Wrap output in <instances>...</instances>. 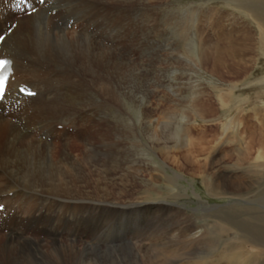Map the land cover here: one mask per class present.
<instances>
[{
    "label": "rangeland",
    "instance_id": "obj_1",
    "mask_svg": "<svg viewBox=\"0 0 264 264\" xmlns=\"http://www.w3.org/2000/svg\"><path fill=\"white\" fill-rule=\"evenodd\" d=\"M139 2L131 9L112 5V20L130 21L131 31L126 30L132 40L130 53L134 64L143 61L147 68L142 76L145 82L138 86L124 82L121 88L128 99L123 96L112 111L102 107L93 122V129L98 124L100 132L112 127L115 178L109 191L114 206L112 215H103L102 232H112V261L117 264L127 261L126 257L145 264L135 255L139 250L158 256L149 241L154 237L180 254L187 249L203 251L192 261L207 264L220 255L230 233H235L238 242L241 232L228 220L216 221L219 227H214L215 222L203 219L205 212L221 219L231 213L254 214L256 218L247 224L264 225L260 217L264 215V55L252 12L253 7L262 9L264 0ZM12 18L8 23L15 21ZM142 24L144 32L140 31ZM200 47L208 53L216 49L219 63L215 69L210 65L213 60L202 64ZM141 101L146 103L144 107ZM160 133L166 134L164 141H160ZM180 135L190 144L181 142ZM69 143L73 153L83 149L82 141L64 144ZM53 145L60 152L63 144ZM185 215L194 221L200 241L187 244V234L182 235ZM140 243H145V248L138 247ZM128 252L130 255H123ZM168 257L166 254L162 260ZM262 257L250 256L256 264Z\"/></svg>",
    "mask_w": 264,
    "mask_h": 264
},
{
    "label": "bare ground",
    "instance_id": "obj_2",
    "mask_svg": "<svg viewBox=\"0 0 264 264\" xmlns=\"http://www.w3.org/2000/svg\"><path fill=\"white\" fill-rule=\"evenodd\" d=\"M27 2L37 6L36 12L28 18L20 17L0 48V56L13 58L17 82H27L37 91L35 97L22 98L20 105H16L15 90L10 89L0 102V106L4 104L0 108V203L4 204L0 212V237H3L0 264H117L112 261V232L106 235L102 232L104 216L108 215L105 213L112 215L114 206L109 191L115 178L112 127L100 132V125L93 129V122L102 107L112 111V106L123 96L128 99L121 88L124 82L137 86L145 82L142 76L147 68L143 61L134 64L130 53L132 40L126 31H131L130 21L112 20V5L131 9L140 2L47 0L46 7L37 5L36 0ZM11 3L0 0V32L13 14L19 12ZM141 4L144 6V2ZM252 9L260 34V51L264 55V2L259 11L256 7ZM57 16L56 21H60L55 23ZM141 27L140 31L144 32L145 24ZM215 50L208 53L206 48L198 49L203 65L213 60L210 65L215 69V64L219 63ZM139 76L141 79L136 80ZM220 99L226 101L223 95ZM145 104L141 101V106ZM57 125H62L61 131L56 130ZM68 127L76 132L69 133ZM165 135L159 134L160 141H164ZM179 137L184 144H190L185 135ZM69 140L82 141L83 149L73 153L69 149L71 143L64 144ZM53 144H63L61 151L56 152ZM10 192L12 195L8 196ZM42 209H45L43 213ZM11 213H14L11 219H1ZM202 217L215 222L214 227H219L216 221L228 220L242 235L235 242V233H230L220 255L207 264H256V259L250 258L252 254L256 258L263 255L260 264H264V225L247 224L256 218L254 214L231 213L221 219L208 211ZM260 217L264 221V215ZM190 219L187 215L183 222L182 235L187 234V244L200 241L194 221ZM176 235L179 237L181 233ZM149 241L158 256L143 250L135 252L145 264H194L192 260L201 251L187 249L180 254L177 249L164 247L155 237ZM144 244L138 247L145 248ZM129 252L123 255H130L134 250ZM166 254L168 259L162 260ZM124 259L127 261L119 263L136 264L127 257Z\"/></svg>",
    "mask_w": 264,
    "mask_h": 264
},
{
    "label": "snow or ice",
    "instance_id": "obj_3",
    "mask_svg": "<svg viewBox=\"0 0 264 264\" xmlns=\"http://www.w3.org/2000/svg\"><path fill=\"white\" fill-rule=\"evenodd\" d=\"M24 0H19V3H23ZM41 2L43 3L44 0H41ZM3 62H0V67H3ZM4 93V81L2 79H0V96H2Z\"/></svg>",
    "mask_w": 264,
    "mask_h": 264
}]
</instances>
